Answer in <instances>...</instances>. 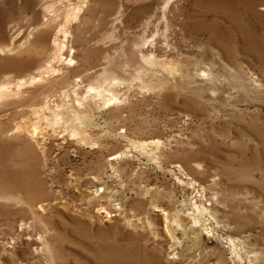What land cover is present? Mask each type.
Here are the masks:
<instances>
[{
    "label": "rangeland",
    "instance_id": "374dc122",
    "mask_svg": "<svg viewBox=\"0 0 264 264\" xmlns=\"http://www.w3.org/2000/svg\"><path fill=\"white\" fill-rule=\"evenodd\" d=\"M0 89V264H264V0H0Z\"/></svg>",
    "mask_w": 264,
    "mask_h": 264
},
{
    "label": "bare ground",
    "instance_id": "6f19581e",
    "mask_svg": "<svg viewBox=\"0 0 264 264\" xmlns=\"http://www.w3.org/2000/svg\"><path fill=\"white\" fill-rule=\"evenodd\" d=\"M162 61V60H161ZM148 62L152 63L153 60L152 59H148ZM209 70H205V69H199L196 73L193 74V80L195 82L201 83V84H207L210 83L213 79V76L211 75V72L208 74ZM106 73V72H105ZM45 74V73H44ZM40 76V75H39ZM113 76V75H112ZM109 77V76H108ZM41 78V76L39 77ZM110 79V77H109ZM36 81V80H35ZM111 83V82H110ZM111 85V84H110ZM8 90L6 89H0V96L5 95ZM12 94V93H11ZM6 96V95H5ZM4 98V97H3ZM33 127V126H32ZM28 131V130H27ZM156 211H164V209L161 208H157L155 209ZM103 211H101L100 213H102ZM166 218L169 217L168 212H162ZM108 214V213H107ZM112 216V215H111ZM92 217H94L93 215H90L89 218L91 219ZM165 218V222H169L170 220H173L174 222V217H170L169 219ZM165 228H167V225H165ZM166 231V230H165ZM28 239L31 241V245H34L35 242L37 243V240L39 242L42 243V239L41 237L36 239V235L31 231V227H28L25 223L20 222L18 224L17 229L15 230V232L13 234L10 235V238H8L10 240L11 246H15L16 243L22 242L24 239ZM8 240V241H9Z\"/></svg>",
    "mask_w": 264,
    "mask_h": 264
}]
</instances>
